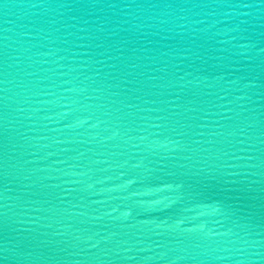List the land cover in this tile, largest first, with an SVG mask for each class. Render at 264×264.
<instances>
[{
    "label": "water",
    "instance_id": "obj_1",
    "mask_svg": "<svg viewBox=\"0 0 264 264\" xmlns=\"http://www.w3.org/2000/svg\"><path fill=\"white\" fill-rule=\"evenodd\" d=\"M0 264H264V0H0Z\"/></svg>",
    "mask_w": 264,
    "mask_h": 264
}]
</instances>
